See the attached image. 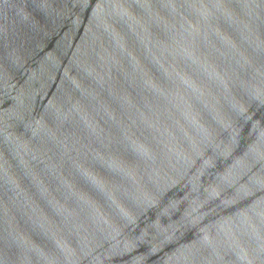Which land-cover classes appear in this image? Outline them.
<instances>
[{"label": "water", "instance_id": "obj_1", "mask_svg": "<svg viewBox=\"0 0 264 264\" xmlns=\"http://www.w3.org/2000/svg\"><path fill=\"white\" fill-rule=\"evenodd\" d=\"M0 264H264V0H0Z\"/></svg>", "mask_w": 264, "mask_h": 264}]
</instances>
